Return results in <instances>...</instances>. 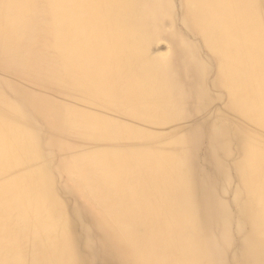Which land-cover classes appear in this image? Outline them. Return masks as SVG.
I'll use <instances>...</instances> for the list:
<instances>
[{"label": "bare ground", "instance_id": "1", "mask_svg": "<svg viewBox=\"0 0 264 264\" xmlns=\"http://www.w3.org/2000/svg\"><path fill=\"white\" fill-rule=\"evenodd\" d=\"M215 260L264 264V0H0V264Z\"/></svg>", "mask_w": 264, "mask_h": 264}, {"label": "rangeland", "instance_id": "2", "mask_svg": "<svg viewBox=\"0 0 264 264\" xmlns=\"http://www.w3.org/2000/svg\"><path fill=\"white\" fill-rule=\"evenodd\" d=\"M163 50H164V49H163ZM70 215H72L71 212H67V216H70ZM193 224H194V226H195L196 228H197V226L200 227V224H199L198 221L194 222ZM75 232H78V231H76V228H71V229H70V235H73ZM71 245H72V247H73V244H71ZM74 257H76V255H74ZM98 258H99V257H98ZM219 262H220V260H215V261H214L215 264H218Z\"/></svg>", "mask_w": 264, "mask_h": 264}]
</instances>
